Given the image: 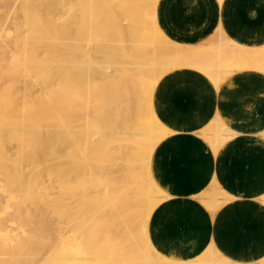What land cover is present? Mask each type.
<instances>
[{
  "label": "bare ground",
  "instance_id": "obj_1",
  "mask_svg": "<svg viewBox=\"0 0 264 264\" xmlns=\"http://www.w3.org/2000/svg\"><path fill=\"white\" fill-rule=\"evenodd\" d=\"M40 1H42V3H41L42 6L40 5L42 7V10L45 9V10L49 11V13L47 15H41V13H40L41 8H39L40 10L36 9L35 7L29 8V5L27 3H24V5L22 7L23 14L26 17V21L30 25V28H32V29L27 35H21V33H18V30L15 28V32H16L15 37L16 38H15V44L13 46L14 50H12L13 51L12 53H15V54H14V56L11 55V57L8 56L12 60H10V59L8 60V58L5 57L7 47L2 45V44L0 46V176L2 174V177H3L2 181L4 182L3 183L1 181L4 184V186L2 185L3 188L1 187L0 191L4 194L7 193V196L6 195L3 197L0 196V205H3V202L5 200L10 201L11 197H14L13 199H15V200L14 201L11 200L12 202L10 201V207L14 206V204H12V203H14L16 201V199L19 198V197L17 198V193H18L17 191H19L21 188H23L22 190L24 191V187H25V189H26L25 192H22V190H21L22 193L21 192L20 193L23 195L28 194L29 203H27L23 208L17 209V214H19L21 216L24 214L26 216L25 222L32 224L34 222L33 218H42L45 216L54 215V214L58 213V214L64 215V216H62V218L65 217L64 222H66L67 220H69L70 222L73 221L74 222L73 225H77L78 230H80V228L82 227L83 233H77L76 231H72V233L69 237H67V236H60L59 237L58 234H55V237H56L55 248L49 253L50 249H48L46 251L43 250V247L45 246V244H47V242H44L42 239L36 240L34 243L29 244L27 239H29L30 235H28L25 238H22L21 234L16 233V235L13 237L14 233L10 232V234L12 233V236L9 235V233H8V234L0 237V264H1V262L5 261V259H6L5 263L7 262L8 259H11V263L13 262L12 264H20L17 261L19 254L20 255L22 254V256L24 255V257L19 256L20 257L19 260H21V258H24V259H26L25 261H33L36 264H38L43 259H46V261L48 262L47 264H103V263H106V264H121V263H125V264H262L259 262L254 263L253 261H246V260H228V259L222 257L214 249L215 247L209 248V249L207 248V250L205 252L199 254L198 257H196V258L192 257L191 259L189 258V259L184 260V261L172 259L169 256H167L166 254L159 253L151 242L149 231H148V223H149V219H150V216H151L153 210L159 205V203L166 196H163L164 194L162 192H160L161 193L160 197H158L157 195H155V196H157L156 198H154L155 196L147 197L146 196L147 193H146V195H143V194H141V192L140 193L138 192L133 181L130 182V184L133 183L134 188H136V192L133 193V191H131V193H129L130 189H129V191H126L124 189L125 190V192H124L123 191V183L124 182L126 183V179H129L128 177H130V176H132V174H134V172L130 171L131 169H133L132 165L129 163L130 159H126L128 156H130V153H132V152L137 153V150H138V153L140 151L143 152V151L148 150L150 152V155H151V152L155 149L157 144L160 142V141H158L159 138H161L162 135L167 136L168 134H170V132L166 131L162 127L160 122L158 121L156 114H155V111H154V107H153V94H154L156 85L164 75H166L170 72H173L175 70L181 69V68L197 69V70L201 71L203 74H205L207 77L212 79V82L215 86V89L217 90V89H219L221 82L226 78L227 75L231 74L234 71H238L240 69H244L247 67L243 64L242 66H244V68H240L242 66H239V63L241 65L242 61H244V60L246 61L247 58L249 59L251 57H254L255 54H253V53H255V52H260V54H264V47L259 48V49H252V48L243 47L239 44H235L232 46L230 43L227 44V41L229 42V40L226 38L224 32L221 29L216 30V31H214L212 37L210 38V40H212L215 43L214 44L215 50L213 52V55L211 56V58L213 57V61L208 66V65H205V62H206L205 60H202L203 62L205 61L204 64H203V62L201 63L199 61L200 58L203 56V54H206L205 53L206 50L201 49V48L197 49L195 47H187V46H182V45L176 44V43L172 42L171 40H169L168 38H166L161 33V31L159 30V27L157 26V23L155 21V5H156L158 0H102V1L100 0V2H101L100 10L102 12L101 14H104V16H105V17L103 16L104 18H101L100 14H99V16H100V18H99L97 12L94 13L95 9H97V8L94 9V6L97 5V2H99L98 0H85V2L87 1V7L85 6L86 7L85 9H87V10L90 9L91 13H90V10H89V12H87V10H86V12L88 14L89 13L90 14L88 16V19H89L88 23L85 21L86 18H83V20H82L84 23L85 22L87 23V24H85V27L79 26V24L80 25L83 24L82 21L80 23L77 22L80 30H78L79 29V28L77 29L78 26L75 25V23H76L74 21L75 18L73 19L70 16L69 17H65L66 15H63L64 17L59 16L57 19H55V21L52 20L53 23H49V24L46 23V21L44 20V18L48 17V15L51 12H54L55 10H58L60 8L65 7L64 6L65 4H67V7H68L69 3L65 2L64 0H40ZM95 1H96V3H95ZM218 1L221 2V0H218ZM85 2H81V3L83 4ZM89 5H90V8H89ZM83 10H84V8H83ZM105 14H107V15H105ZM170 15H171V13H170ZM83 16H81V17H83ZM78 18H80L79 15H78ZM102 19H104V20H102ZM80 20L81 19H79V21ZM105 20L107 21V23L109 20L108 26L110 28H108V29L110 31L107 28H106V31L108 30V32H110V33L107 32V34H106L105 33L106 31L102 32V33L105 35V37L108 34H110L109 37L107 36L105 39H107V38L113 39L117 43L116 45L120 48H118V47L114 48L115 50L117 49L116 51H112L114 49H110V51H108V48H109L108 45L109 46L111 45V47H112L115 45V42L113 43V41L111 42L109 40L108 41L106 40L107 43L110 42L109 44H107L104 37H103L104 36L103 34H102L103 36L101 37V32H100V35L98 34L96 36L100 37L101 40L100 39L99 40L101 41V43L103 42L102 39H104L105 44L102 43L101 45H99L100 43L98 44L97 39H94L96 37V36H94L95 32L97 30H99L101 24ZM106 21L104 22L105 24H106ZM148 24L152 25L151 27L153 29V32L156 34V36H158L161 40H163V41L159 42L158 45H156L155 47L153 46V48L151 50L145 48L147 44L142 45L144 43L143 39L139 38V36L137 34H135V33H137L136 30L141 31L142 34H145L146 27H147V29L149 27ZM102 27H104L103 29H105V27H107V26L102 25ZM111 28H112V32L113 31L115 32V30H116L115 33L113 32L112 38H110L112 36L111 35V33H112ZM113 28H114V30H113ZM76 29L78 32L77 34L75 31ZM103 29H102V31H103ZM124 29L126 31H131L130 33H127L125 31L127 33V37L126 36L124 37V35H123ZM100 30H101V28H100ZM149 30H150V27H149ZM146 31H148V30H146ZM97 33H98V31H97ZM116 33L119 36L122 35V37H120L121 39H119V37ZM74 34H76V36L80 40L77 37H75ZM114 34H115V36H114ZM149 35H150V33H149ZM74 37L77 38V40L74 39ZM148 38H151V37L148 36ZM154 38H155V36L153 37V39ZM195 38H196V36H195ZM116 39H119L118 41H120V42H117ZM193 39H194V37H193ZM121 40H122V42H121ZM148 41H149V39H148ZM62 42L67 44L64 46H67L65 52L67 51L68 57H70L69 55L72 53L73 49L75 50V48H77V50L79 52V56L81 57V62L78 63V65H77V66H79L78 69H80V71H81L80 72L81 75H79V76H81V79L78 80L79 81L78 85H70V88H71L70 93H72V95H74L75 93L77 94V92H80L78 95V98H77L78 102H75V104H77V106H79V108L83 107L85 109L84 110L81 109L82 111H84V112H82V114H81V111L79 110V108H76V106H75V108H76V110L78 109V111H76L74 109H71V110H74V114H77V113H75V111L78 113L80 111V114L82 115V117H80L79 120H82V121L84 120V122L87 120L86 121L87 122V124H86L87 128L90 127L88 132L90 131V129H92V128L94 129L93 125H88V123L90 124V122H92V119H93L92 118L93 115H91L92 119H90L89 111L91 112L93 110V113H96V111H98L99 109L95 110L93 107V109L88 110L90 108H88V109L86 108L87 98H91L89 96V94L93 93V92H91L92 90L96 91L95 89L98 87L102 88L105 85H107V86L110 85L112 88L114 86H117L114 89V92H116V90H118V88H119L120 93L119 92L118 93L116 92V93L122 94L121 96L123 97L122 98L123 102L125 103V101H126L125 104L127 106L125 104L124 105H125V108L127 110H129V111L132 109L140 110L141 108H143L144 110L142 109L141 111H145V112H143V113H145V115H146V112H148L146 117L149 115V119L147 118L148 119L147 121H145V118L143 119L145 122H143L142 120L139 121V122L143 123L140 126V130L143 132H141L140 130H137V132L139 131L137 133L136 130H134V131L129 130L130 132H132L130 134V132H127L128 129L125 130L123 127H121L122 128L121 131L127 132V135H133L134 136L136 134H143V135L145 134L146 138H147V135H148V138L150 136L156 138V140L154 139V141L151 143V145H148V143H147L148 146L144 145L143 147H141V146H139V144H137L139 146V147L136 146L137 149H136V147H134V148H131L129 150H127V149L124 150L123 146L120 145L121 147H119L118 150L120 152L122 151L124 154V156H123V158H121V160L122 159L123 160L125 159V160L120 161L119 163H117L116 165H113V166H112V164L114 162H112V164L110 163L111 165H110V167H108V169L105 167H107L109 165L106 164V166H105V164L103 163L105 166L104 167L103 165L100 164L101 167L103 166L105 169H107V172H106V174H104L103 172L100 171L102 169L99 168L98 173L100 175H101V173L104 175L100 176L97 173L98 176H100V177H97V174H96L94 176V178L96 177L95 181H92V180L88 181L87 180L88 179V173H89L88 169L90 170V169H93L96 167V166L93 167L92 165H90L89 162L91 163V161H93L95 163V161H96L95 164H97V160H94L93 158L94 157L97 158L99 155L97 156V153H96V156H95V154L93 152H91L94 155V157L92 158V154L90 153V151L93 150L92 149V147H94L93 143H96V141H94V142L92 141V139L94 137L92 139H90V138H88V135L86 136V134L88 133L86 131V128L84 129L86 134L84 133L85 136L83 135L85 138V142H84V140L82 142L85 144V151H86V149L88 150L86 153L88 157H84L85 158L84 160L81 159L82 160L81 162H83L82 165L78 166L75 164V166H76L75 168H74V166L71 167V165H69L70 163L69 164L67 163V167L70 166L69 170L63 164L64 167L67 169V172H69L68 174L65 171L64 167H63L64 170L62 171L61 166L58 164L53 166V167H49V166H45V168L43 167V161H45V163H47L46 162L47 160L48 161L51 160V159L50 160L48 159V153H49L48 150L44 151L43 148L45 145H47V144L50 145L53 143V141L55 139L53 135L50 134L49 139H46L47 141L46 140L42 141V139L39 136H37L34 139H30V140L27 137L28 136L27 134H29V132L34 131V128L36 127V125L38 123L45 122V121H51L52 117L57 116L58 111H60L62 109L64 110V108H70L73 105L72 103H74L73 101L75 100V97L73 96L74 97L73 101H72L73 98L69 99V97H71L72 95L65 92L66 86L59 82V80H61L62 76H63L62 72H64V71H62V69H63L62 66H64V65L68 66L72 62L63 63L62 60H60L59 58L56 57L57 60L59 59L62 62V64H64V65H62L58 61L57 62L59 64L57 62L55 63L54 59H53L52 61L56 64V66L50 67L52 64L51 62L48 61V63H45L47 61H44V60L40 61L41 59L39 60V57L49 59V57L54 52L56 53V54H54V56H58V57H61L63 55L65 56V54H62V52H63ZM188 42H190V41H188ZM57 43H59V44L57 45ZM120 43L123 45L122 48H121L122 45ZM210 43L211 42H209V44ZM119 44H120V46H119ZM56 45L59 48V50L56 49V47H55ZM139 46L140 47L142 46L141 48H144L145 51H144V49L139 48ZM52 47H53V52H50V48H52ZM204 47H202V48H204ZM118 49H120V50H118ZM139 49H140V51L141 50L144 51V52L141 51V52H143V54L141 53L142 56L144 54H146V56H148L147 62H146V60L141 61V58H139L140 54H136L139 51ZM117 51H119V53L121 52L120 53L121 57L118 56V54H115ZM75 53H77V52H75ZM134 53L139 56V57L137 56L136 59H140V61L136 60L134 58L131 59L132 56H134ZM130 54H132V55L130 56ZM7 55H9V54H7ZM73 56H74V54H73ZM77 56H78V53H77ZM4 57H5V60H3ZM244 57L246 59H243ZM204 58L205 57L203 56V59ZM263 58H264V55H263ZM6 59L9 62L6 61ZM66 59L68 60V58H66ZM69 60H71V59L69 58ZM133 60H135L136 63H135V61L133 63ZM64 62H65V60H64ZM74 62H76V61L74 60ZM74 62L71 64V66H68V67L71 68L73 66V69L74 68L76 69L77 66H76V64L74 65ZM142 62H144V63L146 62V63L142 64ZM252 62L254 63V61H252ZM255 62H256V60H255ZM242 63H244V62H242ZM253 63L248 62V64H253ZM258 63H260V62H258ZM254 64L252 65V68H253V66H256ZM256 64H257V62H256ZM249 67L250 66H248V68ZM144 68H146V70L148 71V72L145 71V73H144V74H146V72L148 73L145 75V76H148L147 78H145V76H144L145 80L140 79L138 76V75H140L139 74L140 71ZM147 68H149V69H147ZM256 70H257V67H256ZM77 71H79V70H77ZM70 72H69V74H70ZM13 73L17 74V75L15 74L16 77L9 76ZM76 73L78 75V72H76ZM65 74H64V76L67 77L68 74L67 75H65ZM72 75H73V73H72ZM72 75H70V76H72ZM31 79H34L32 83H34L35 80L37 79V83H39V85L42 87L41 88L42 90H40V88H39L40 86L38 85V87H37L35 84L36 82L34 83L35 85L31 83V86L34 85V88L32 87L33 89L38 88L37 92H39V90H40L41 94L38 96L35 95V93H37V92H35L33 97H31L32 95L30 94V92H32V91H30V89L28 90L27 86L25 85V84H27V82H29V81L31 82L32 81ZM53 79L55 81H53ZM51 80L53 82L52 85H54V83H55V86H53V87H55L56 90H54L55 88L51 87ZM74 80H75V78H74ZM65 81H67V79ZM61 82H62V80H61ZM70 82H71V79H70ZM72 82H75V81H72ZM99 82L101 84H103L102 87L100 86V84L98 87H96V85H98ZM18 83H21V85H22V86L20 85L22 88H20L21 91L19 94H21V92L24 93L21 96L22 98L19 97L20 98L19 100L21 102H20V105L19 104L18 105L20 106V108H17L18 105H16V106L10 105L11 103H9V101H7L10 99L12 100L11 97L14 95L13 94L14 92H10L11 93L10 94V93H8L9 91H11V90L15 91V96H16V90L19 88ZM65 84L67 85V82H65ZM69 84H71V83H69ZM112 88L109 87L108 89L112 90ZM84 89H85V91H87L86 94H85ZM67 90L69 91V89H67ZM81 90L84 91V93L83 92L81 93ZM18 91H19V89H18ZM103 91H104V88H103ZM26 92H28V94ZM106 92H108L109 94H112V95L116 94L114 92L110 93L109 91H105L104 94ZM25 93L27 95H25ZM98 93H95L94 95H96ZM80 94H82V95H80ZM106 94L103 95V92L101 93L100 96L103 95V99L101 98L102 100H101V103H99V105L100 104H102V106L104 105L102 101L104 100V96H106L105 101L107 102L108 105L112 100H113V103L115 104L112 106V103H111V105H109V106L114 108V109H111L108 106L111 109V110L110 109L109 110L111 112H113V111L115 112V109L117 107L116 103H119L118 106L119 105L121 106V102H119L121 100V96L119 97L120 100L116 102L114 100L115 99L117 100L118 96H112V95H109V94L106 95ZM17 95H18V93H17ZM15 96H13V97H15ZM34 96H37V97H34ZM109 96H112L114 98L116 97V98L115 99L113 98L112 100H110V98H108ZM66 97H68V99ZM97 97H98V95H96V98H94V96H92V98H91L92 100L90 102L91 103L93 101L95 102L97 100ZM107 98L109 100H107ZM15 100H16V102L18 101L16 98H15ZM88 101H89V99H88ZM16 102H15V104H16ZM90 102H87L88 104H90L88 106H91ZM140 104H143V107L140 108ZM93 106H95V105H93ZM144 106H147L146 110H145ZM105 109H106V107H105ZM24 110L26 113L28 111L29 115L34 116L33 119L35 120V122L32 124L31 128H29L30 125L27 122L26 123L29 125V127L26 126L27 129L24 127V125L26 123L25 124L22 123L24 121L23 116L25 115ZM68 110H70V109H68ZM102 110H103V108H102ZM102 110H99L98 112H100V111L102 112ZM104 110L102 113H104L105 111L109 112V110H107V109L105 111ZM120 110H121V108H120ZM129 111L127 112L128 114H126V112L125 113L123 112L124 119H126L125 114H126V117L128 116L127 118H129V119H130V117H132V116L129 117V115H130ZM67 112H69V111H67ZM101 112H100V114L102 115ZM108 112H106V113H108ZM219 113H221V109L218 110L216 116L214 117V120L212 122L210 121L213 124L212 128H210L211 127L210 126L206 129L202 130L201 132L197 133L207 143V145L211 149L213 155H215L216 152L222 146L226 150L230 149V150L234 151L233 154L236 155L237 153L241 152V149L244 146L249 145L250 142H255V141H257L258 138H260L261 140L263 139L262 141H264V131L263 132L262 131L247 132V131L242 130V128H240V126L237 128H234V127H231L225 123H224L225 125L220 126V122L223 121V119L221 116H219ZM97 114H99V113H97ZM100 114L98 115V117L100 116ZM111 114L112 113H110V115ZM116 114H117V112H116ZM137 114H138V112L135 113L136 116L134 118H136V120L133 118V121L138 120ZM26 116L28 117L27 114H26ZM69 116H70V114H69ZM76 116L77 115L73 116L72 118L75 117L78 119V117H76ZM103 116L104 115H102V117ZM115 116H114V119H115ZM57 117H59V116H57ZM106 117L107 116L105 115L104 118H106ZM138 117L140 118V115ZM95 118H97V117H95ZM116 118H117V116H116ZM142 118L143 117L141 116L140 119H142ZM33 119H31V120H33ZM77 119H75V120H77ZM97 119L99 120V123H98L99 126L97 123H95V124H97V125H95L96 127L94 130L96 134L98 132V130H96V129H99L100 126L103 125V123H106V125L104 124L103 127L101 126V128L104 130L106 129L104 127L108 128V125H107L108 122L103 121V119H102V121L99 118H97ZM97 119H94V121L96 122ZM61 120L65 121L64 117H63V119L61 118ZM75 120L74 121L70 120L69 124H70V122L74 123ZM89 120H91V121L89 122ZM252 120L258 126H260V127L264 126V109L263 108L258 109L255 112V114L252 116ZM133 121H131V122H133ZM58 122H60V121H58ZM110 122H112V121H110ZM56 123H57V121H56ZM62 123L65 124L64 122H62ZM79 123H81V122H79ZM113 123H114V121H113ZM123 123H125V121ZM123 123H121V124H123ZM126 123L130 124V123H128V121H126ZM53 124H54V122H53ZM63 124H62V128L58 127L57 129L60 128L61 131H62V129L63 130L66 129V131L71 129V126L69 124H66L64 126H63ZM75 124L78 125L77 122H75ZM127 124L126 125L124 124L125 125L124 127H128L129 125H127ZM55 125L56 124H54V128L56 127ZM59 126H61V124ZM114 126L116 127V125H114ZM138 126L139 125H137V127ZM74 127L75 128H73V127L72 128L75 129V131H76L78 128H76L75 125H74ZM77 127H79V126H77ZM110 127L113 128V125ZM54 128H52V129H54ZM81 128L82 127H80L79 130H77V131L81 132L82 131ZM112 128H110V131L108 130L109 128L107 129L108 133H110V134H107L105 136L102 135V134H104V130H102L103 131L102 134H101V132L100 133L98 132V134H101L102 136H104V138L106 140H109L111 142V140H113V138H115L114 137L115 134L122 133L121 131H119V132L114 131V129H112ZM129 128H133V126H129ZM93 129H92V131H93ZM57 131H59V130H56V132ZM92 131H90L91 134H92ZM106 132L107 131L105 130V133ZM189 132H190V130H189ZM47 133L49 134V132H47ZM53 133H54V131H53ZM133 133H135V134H133ZM72 134L74 135V133H72ZM58 135H59V132H58ZM64 135H66L65 131H64ZM73 135H72V137H71V134L69 136L71 138H73ZM76 135H77V132L75 133L74 136H76ZM78 136L79 135H77V137ZM83 136H81V138ZM89 136H92V135H89ZM102 136H100V137H102ZM124 136H126V135H124ZM158 136H160V137H158ZM100 137L98 138L99 141H100ZM117 137L119 138V136H117ZM174 137L179 139V140L183 138L182 135H175ZM120 138L122 140L123 137H120ZM129 138H132V136H130ZM139 138H141L140 135H139ZM146 138H144V139H146ZM56 139H57V137H56ZM61 139H62V137H59L60 142H62V140H63V143L66 142V139H67V141L69 140V142L71 140L69 137H67V135L62 140ZM76 139L71 140L72 143H70V144L65 143V146L62 144V146H64L65 148L67 146V148H68V149H63L64 152H62V154H65L67 151L72 150V148L77 143ZM149 139H151V138H149ZM101 140H102V138H101ZM73 141L75 143H73ZM124 141H125V139H124ZM126 141H125V143H126ZM134 141L136 142L135 139H134ZM151 141H152V139H151ZM11 142H13V144ZM82 142L80 139L79 143H81V145L79 144L75 148V150H78V148H79L81 153H83V151H84V149H83L84 144L82 145ZM110 142H108V143H110ZM115 142H116V140H115ZM6 143L8 144V146L9 145L11 146L10 149H12V146H14L13 152H10L11 151L10 149H5V151L9 150V155H7V156L5 155L7 151L5 152V154H3V150H2V149H4L3 146L5 148H8ZM108 143L107 144L103 143L102 145H104V148H103V146H99L100 149L101 148L105 149L106 148L105 145H108ZM5 144L7 147L5 146ZM111 144H112V142L109 144V146ZM70 145L72 146V148ZM116 145L118 146V144H116ZM126 145H128V143ZM79 146L82 148H80ZM50 147L52 149V146H50ZM60 147H61V145H59V149H60ZM245 148H248V147H245ZM51 149H50V151H51ZM60 150H62V149H60ZM65 150H66V152H65ZM109 150H111V149H109ZM115 150H116V148H115ZM58 152H59V154H61L60 153L61 151H58ZM80 152L78 153L79 156L81 154ZM107 152L109 153V151H107ZM111 152H112V150L110 151V153ZM149 152H145V153H149ZM73 153H76V155H78L77 151L76 152L74 151ZM89 153L91 155L90 158H92L93 160H90L88 162ZM68 154H70V153L68 152ZM52 155H53V153H52ZM143 155L145 156L144 153H143ZM113 156H112V158H114ZM102 157H108L109 159H111L110 162L112 161V158H110L109 155L107 156V155L103 154ZM215 157L216 156H214V158ZM59 158H61L60 155H59ZM59 158H57V161ZM74 158H77V157L75 156ZM99 158H101V157H99ZM131 158L133 159V157H131ZM77 159L78 160H75L76 163L79 162L77 164H80L81 163L79 161L80 159L79 158H77ZM136 159H138V158H136ZM144 159H146V158H144ZM66 160L67 159H63V161H66ZM68 160L70 161V159H68ZM115 160H116V155H115ZM213 160L214 159H212L210 162H208L205 166H210L212 164ZM218 160L219 159H216L215 161H218ZM60 161H61V159H60ZM72 161H74V159ZM75 161L72 163V165L75 163ZM132 161L134 162V160H132ZM16 162H20L21 168H23V169L24 168H30L31 173H32V170H34V169H36L40 172L41 170L38 166L42 165V167H43L42 170H44L45 173L43 171V173H41V174L39 173V174L41 176L42 175L44 176V174H47L48 181L50 178V182H51V176H52V179L53 178L55 179L56 185L58 186V184L60 183L59 186L61 188H63V186H65V187L68 186L67 185L68 183H65V180L64 181L62 180L63 172H64V175H66V180L68 182V180H71L72 175L70 176V174H72L73 171L75 173V170H76V173H78L80 170H82V169L78 170L79 167H81V168H83V171H80L79 174L81 175L83 172V174H85L84 177H86V178H83V176H81L84 179V181H83V180H80V178L78 176H76L80 180L79 182L77 181L78 184L80 185V187L78 184H76L77 182L76 183L73 182L75 184V187L78 186V188L80 190V193L78 192L79 196L76 193L77 190H73L74 187H73V189L71 188L72 186H70V188L66 187L68 189V191L66 189V191L63 192V191H60L61 190L60 187L58 189V187L54 184V188L50 187V190L52 188L56 189V191H54V192L57 193V189H58V192H61V193H57V194L55 193L56 196L53 195V197H49L52 201V204L50 202L51 205H47V204H49V202H48L49 200H47V204H45L46 203L45 201H46V199H49L48 195L51 194L52 191L47 192L49 189V185H47V183L48 184H50V183L46 182V181H45L46 183H44L43 180H45L46 177H43L44 178L43 180H41L42 178L38 179L41 176L38 174V172L36 173V171H35V174L33 173L35 176L34 180H31V179H29V177H27L28 173H26V175H25L26 177L20 176V174H19L20 171H19V173H17L16 172L17 169H13L14 164ZM93 162H92V164H93ZM138 162L140 163V161H138ZM146 162L149 165L150 160L148 162V159H147ZM53 163H55V162H53ZM98 163H99V161H98ZM143 164L144 163L142 161V165ZM89 165L92 166V168ZM133 165H135V164H133ZM98 166L99 165L97 164L96 169H98ZM150 167H151V164H150ZM150 167L147 166L145 168H148L147 169V171H148ZM139 168H141V167L139 166ZM18 169H20V168H18ZM23 169H22V172H23ZM94 171L96 172L98 170H94ZM94 171H93V173L95 174ZM133 171H135V169ZM142 172H144V171H142ZM145 172H146V170H145ZM139 173L141 174V172H139ZM148 173H149L148 179L145 177L144 178L147 179L148 182L152 183L153 182V180H152L153 176H152L151 170H149ZM86 174H87V176H86ZM94 174H92V173L90 174L92 176L91 178H93ZM138 174L137 175L135 174L134 177L135 178L138 177ZM21 175H23V174H21ZM67 175L69 176V178L67 177ZM90 175H89V177H90ZM108 176H111L110 178H112V179H113V176L114 177L118 176V179H120V180H118V185L117 186L115 185V186L119 187V185H120L121 187L120 188L115 187L114 190H112V189H109V188H111V185H110V187L107 186V188H106V185H105V183H107L106 181L103 183L105 186L104 187L102 184V181L104 180V178L107 179ZM31 177H32V175H31ZM73 177L75 178V176H73ZM124 179H125V181H123ZM53 180H52V182H53ZM85 180H86V182H85ZM115 180L117 181V179H115ZM135 180L138 181L137 179H135ZM57 181H60V182L57 183ZM71 181H69V183H72ZM111 181H113V180H111ZM116 181H115V183H116ZM55 182H53V183H55ZM144 182L146 183V181H144ZM217 182H218L217 180H215V179L213 180V184L209 188L211 191H215L218 188L219 183H217ZM125 183H124V187L126 186ZM126 184H128V183H126ZM50 185L53 186V184H50ZM149 185H151V184H149ZM129 186L131 188V185H129ZM152 186L154 188H156V186L153 183H152L151 187ZM55 187H57V188H55ZM142 187L143 186H141L138 189L141 191ZM148 187L149 186L147 185V188L146 187L145 188L148 190ZM99 189H102V192ZM99 191L101 192L102 195H100ZM12 192H14L16 195ZM54 192H53V194H54ZM43 193L47 194L46 199H45V197L42 198V196H44V195H42ZM204 193L206 194V192H204ZM64 194H65V196H64ZM74 194H76L78 196L77 199H76V196L75 197L73 196L72 199L71 198L69 199V201L67 199L65 201L64 198H66V197L69 198L70 195H74ZM140 194L143 196L140 197ZM50 196H52V194ZM144 196H146L147 198H145ZM204 196L205 197H201L200 200H202V198L207 199L206 198V197H208L207 194ZM115 197H117V199H118V203H117L118 205L115 204L117 207H114L115 206L113 203V202H115V200H114L112 202V205H111V210L113 208H116V210L119 214L118 215H117V213L114 214L113 212L116 210L113 209L111 214H109V215L114 214L117 216V218H118V216H120L121 221L123 220L122 222L124 224V223H127L126 221H128V218H126V217L132 215V214H130L129 209H130V211L131 210H136L135 212L138 211V215H139L138 218L140 217L139 218L140 219L139 226L132 227V233H134L133 236L135 239L139 238L138 236L140 235L141 240L137 239V240H139V242H138L137 240L134 239L135 242H133L132 245L128 244L126 240L128 238L131 239V236H132V234H131L130 237H127L125 239V242L121 241V240H123V238L120 239V241H118L119 240L118 237L121 238V236H122L121 232H123V230L119 231L118 228L116 229L114 226L113 230L114 229L115 230L110 231L107 228L108 225H106L105 230L106 231L108 230L107 231L108 232L107 237H109V239H112V238L114 239V242L109 240L110 242H112V244H110V242H106V246L108 244L111 247H112V245L115 247H112L110 250H109V248H110L109 247L107 250H105L106 246H105L104 242L107 239V237L104 238V241L99 242L100 245H104L103 246L104 249H103L99 246V244H97L95 242L98 239V234L100 232H98V234H97V239L95 237L96 240H91L93 232H96V231H95V229L93 230V227L91 229L90 226L93 225L97 216H99L100 218L106 217L104 214H107V213H105L106 209L108 211V209L110 208V206H109L110 201H111L110 198L113 199ZM216 197H218V196L212 195L211 201L208 199V201L204 202V205L208 206L209 208H212L213 203L217 202V201H215ZM220 197L223 198L224 196H220ZM44 199H45V201H43ZM104 199H106L107 202H105ZM223 199L225 200V198H223ZM100 200H102V201L104 200V203H109L107 205V207H109V208H107L102 203L103 206L106 208L103 211L100 210V209L104 208V207H102ZM7 201L5 202L6 206L3 205L1 207V209H0L1 213L6 212L8 209H13L12 207L11 208L9 207V204H7V203H9V201L8 202ZM135 201H138V203H136ZM262 201L264 202V199H262ZM223 202H221V203H223ZM225 202H227V201H225ZM125 203H127V205H125ZM123 204H124V206L122 207ZM129 204H132L131 208L128 207ZM230 205H232V204H230ZM7 206H8V208H7ZM118 206H119V208H118ZM125 206H126V208H125ZM49 213H51V214H49ZM97 213H98V215H97ZM114 215H112V216H114ZM130 217H132V216H130ZM230 219H232V218H230ZM107 220L109 221V219H107ZM107 220H106V222H108ZM113 220H115V219H113ZM102 221H103V219L101 220V222ZM110 221H111V219H110ZM110 221L108 223H110ZM129 221H130V218H129ZM131 221H132V219H131ZM96 222H97V219H96ZM113 223H114V225H116V227H117V225L120 224V223L114 222V221H113ZM39 224H40L39 227L45 229V232H47V231L53 232V229L49 223L40 220ZM69 224H71V223H69ZM111 225H110L109 229L112 228ZM98 226L101 227V225H98ZM89 227L91 230H93V232L91 231V233L89 232L87 234H84V232H87V229ZM100 227H98V228L100 229ZM119 227H120V225H119ZM70 228L72 229L74 227H70ZM77 229L74 228V230H77ZM85 229H86V231H84ZM126 229L129 230V228H126ZM115 231H119L120 234L118 233V236H117V232L114 233ZM129 231H131V230H129ZM105 232L99 234L100 241L103 240L101 234H104V236H105ZM125 233H127V231ZM94 234L96 235V233H94ZM108 234H111V236H108ZM112 234H113V236L115 234V236L113 237ZM178 236H181V234H178ZM30 237H32V236H30ZM122 237H125V236H122ZM116 238H117V240H115ZM129 239H128V242L130 241ZM116 241H118L120 245L123 244L124 247L126 246L125 243H127V245H131V246H130V248L125 249L123 247V245H121L122 248L125 249V250H123L121 247H118L119 244L116 245V243H117ZM120 242H122V243H120ZM130 242H132V241H130ZM211 246H213V245H211ZM116 248H117V251H116ZM145 248H146V251H147V248L149 249V251L146 252ZM123 254H125L126 256L128 255L127 256L128 258H125V255H123ZM51 255H52V258L50 261ZM121 255H123L124 258H120L119 256H121ZM15 257H17L16 260H15ZM13 258H14V261H12Z\"/></svg>",
  "mask_w": 264,
  "mask_h": 264
},
{
  "label": "crops",
  "instance_id": "obj_2",
  "mask_svg": "<svg viewBox=\"0 0 264 264\" xmlns=\"http://www.w3.org/2000/svg\"><path fill=\"white\" fill-rule=\"evenodd\" d=\"M207 3L158 0L155 10L157 26L163 28L167 34L165 37L176 44L202 41L205 35L194 27L205 18L203 4ZM210 4L218 7L208 34L210 38L214 31L221 29L229 41H244L246 48L264 47V0H212ZM181 69L185 70L164 75L166 77L159 81L160 89L153 95L156 117L170 134L157 144L151 158L153 179L166 196L149 219L151 242L159 253L182 261L215 247L233 260L262 262L263 139L250 142L236 155L223 146L213 155L197 133L211 125L219 109V116L228 125L240 126L247 132H263L264 126L253 124L252 116L258 109H264V72L240 69L238 71L243 72L216 90L212 80L201 71ZM189 89L192 94H186ZM175 135L183 138L179 140ZM212 159L211 167L205 166ZM184 169L186 172L181 174ZM207 173L209 183L201 185L200 176H209ZM214 179L219 185L211 191L209 188ZM204 192L211 197L215 194L224 196L225 200L221 197L224 202L216 213H210L197 201L205 197Z\"/></svg>",
  "mask_w": 264,
  "mask_h": 264
},
{
  "label": "rangeland",
  "instance_id": "obj_3",
  "mask_svg": "<svg viewBox=\"0 0 264 264\" xmlns=\"http://www.w3.org/2000/svg\"><path fill=\"white\" fill-rule=\"evenodd\" d=\"M65 2H67V3H69V6L67 7V4H65L64 6L65 7H63V8H60V9H58V10H55L54 12H51L49 15H48V17H46V18H44V20L46 21V23H53V21H55V19H57L59 16L61 17V16H63V15H66L65 17H72L73 19H74V21L76 22L75 23V25H77L78 26V24H77V22L78 23H80L82 20H83V18H86L85 19V21L88 23L89 22V19H88V16H89V14L91 13V10H90V13L88 14L87 12H89V10H87V9H85L86 7H87V1L85 2V0H64ZM99 2H97V5L96 6H94V9L95 8H97V9H95V11H94V13H96L97 12V14H98V16H99V14H100V16H101V18H104L105 16H104V14H101L102 12H101V10H100V8H101V2H100V0H98ZM102 1V0H101ZM212 0H200V2H202V3H209L210 4V2H211ZM252 0H250V2H251ZM81 2H85V3H81ZM158 2V1H157ZM24 3H27L28 5H29V8H32V7H35L36 9H38V10H40L39 8H41V10H40V13H41V15H47L48 13H49V11H47V10H45V9H43L42 10V5H41V3H42V1H40V0H0V46H1V44L2 45H4V46H6L5 48H6V53H5V57L6 58H8V60L10 59V57H11V55L12 56H14V54L15 53H12L13 51L12 50H14V44H15V34H16V32H15V28L18 30V33H21V35H27L30 31H31V29L32 28H30V25L27 23V21H26V17L24 16V14H23V10H22V7H23V5H24ZM94 3V2H93ZM95 3H96V1H95ZM207 3V4H208ZM89 4V3H88ZM206 5V4H203V6L205 7L204 8V19H203V21L200 23V25H198V26H195L194 27V29L196 30V31H198V32H202L205 36H204V40H202V41H199V42H195L194 44H189V45H182V44H179V45H182V46H187V47H195V48H197V49H204V50H206L205 51V53L206 54H203V56L205 57L204 59H203V56L200 58V62L202 63L203 61L202 60H205L204 62H205V65H208L209 66V64H211V62L213 61V57L211 58V56L213 55V52H214V42L212 41V40H210L209 38V36H208V34H209V31L211 30V26H212V24H213V22H214V17H213V15H216L217 14V10H218V7L217 6H211V4L210 5ZM41 5V6H40ZM156 5H157V3H156ZM156 5H155V10H156ZM83 6V7H82ZM86 6V7H85ZM83 8H84V10H83ZM89 8H90V5H89ZM82 10V11H81ZM86 10H87V12H86ZM81 12V13H80ZM100 12V13H99ZM79 13V14H78ZM84 16H83V15ZM78 15H79V17L80 18H78ZM105 15H107V14H105ZM75 16V17H74ZM81 16H83V17H81ZM100 16H99V18H100ZM104 16V17H103ZM64 17V16H63ZM78 18V19H77ZM107 18V17H106ZM105 18V19H106ZM79 19H81L80 21H79ZM53 20V21H52ZM77 20V21H76ZM102 20H104V19H102ZM101 20V21H102ZM107 20V19H106ZM105 20V21H106ZM52 21V22H51ZM105 21H103V23L105 22ZM155 21H156V19H155ZM83 22V21H82ZM84 23L83 22V24H79V26L80 27H85V24H87V23ZM101 24V26H100V28H101V30H100V28H99V30H97L98 31V33H97V31L95 32V34H94V36H96V35H100V32H101V37L104 35L102 32H105L106 31V28L108 29V28H110L108 25V23H109V20H108V23H107V21H106V24L104 23V24ZM102 25L104 26H107V27H105V29H103L104 27H102ZM79 26L77 27V29L79 28ZM111 26V25H110ZM114 26V25H113ZM148 26L150 27V30H149V27H148V29H147V27H146V29H145V34H142V32L141 31H139V30H136L137 31V33H135V34H137L138 36H139V38H141V39H143V41H144V43L142 44L141 42V44L142 45H145V44H147L146 45V47L145 48H147V49H149V50H151L152 48H153V46L155 47L156 45H158V43L159 42H161V41H163V40H161L158 36H156V34L153 32V29H152V25L151 24H148ZM112 27V26H111ZM159 27V30H161L162 32V34L164 35V36H167V34H166V32H165V30L163 29V28H161L160 26H158ZM77 29L75 30L76 31V34L78 33L77 32ZM102 29H103V31H102ZM78 30H80V28L78 29ZM109 30V29H108ZM108 30L105 32L106 34H107V32H108ZM113 30H114V28H113ZM146 30H148V31H146ZM110 31V30H109ZM126 30L124 29V37L126 36L127 37V33H130L131 31H126ZM111 32H112V28H111ZM114 32V31H113ZM113 32L111 33V37L110 38H112L113 37ZM115 32H116V30H115ZM114 32V33H115ZM108 33H110V32H108ZM134 33V32H133ZM149 33H150V35H149ZM76 34H74V36L75 37H77L76 36ZM103 34V35H102ZM117 34V33H116ZM154 34V35H153ZM109 35L110 34H108L107 36L109 37ZM118 35V34H117ZM150 36L151 38H148V36ZM106 36V37H107ZM114 36H115V34H114ZM155 36V38L153 39V37ZM74 37V39H76L77 40V38H75ZM97 37V38H96ZM94 39H97V42H98V44L99 45H101L102 43L103 44H105V42H104V39L106 38L105 37V35L103 36L104 37V39H102L103 40V42L101 43V39H100V37H98V36H96ZM118 37H119V39H121L120 37H122V35L121 36H119L118 35ZM115 38V37H114ZM149 39V41H148V39ZM79 39V38H78ZM100 39V40H99ZM119 39H116L117 40V42H120V41H118ZM140 39V40H141ZM146 39V40H145ZM80 40V39H79ZM113 41V43L115 42L113 39H105V41ZM155 40V41H154ZM96 41V40H95ZM107 41H106V43H107ZM232 41V42H231ZM65 42V41H64ZM64 42H62V44H63V52H62V54H65V56L63 55V56H61V57H58V56H54V54H56L55 52L54 53H52V55L49 57V59L51 60H49L48 58H43V57H39V60L40 61H47V62H45V63H48V61L49 62H51L52 64H51V66L50 67H55L56 66V62L58 61L59 63H61L62 64V62L63 63H70V62H74V60L77 62H74V65L76 64V66L78 65V63H80L81 62V57L79 56V52H78V50H77V48H75V50L73 49V51H72V53L69 55L70 57H68L67 56V51L65 52V50H66V48H67V46H64V45H67L66 43H64ZM121 42H122V40H121ZM207 42V43H206ZM209 42H211L210 44H209ZM233 42H236V43H234L233 44ZM68 43V42H67ZM110 42H108L107 44H109ZM231 44L232 46L233 45H235V44H239V45H241V46H243V47H245V43H244V41H233V40H230L229 42L227 41V44ZM59 43H57V45H58ZM106 44V45H107ZM117 43L115 42V45H116ZM121 44V43H120ZM120 44H119V46H120ZM140 44V45H141ZM57 45L55 46L56 47V49L57 50H59V48L57 47ZM112 46L111 47V45L109 46L108 45V51H110V49H114V48H117L118 46L116 45V46ZM122 45V44H121ZM152 45V46H151ZM203 45V46H202ZM204 47V48H202V47ZM262 46H264V45H262ZM123 47V45L121 46V48ZM142 47V46H141ZM140 46H139V48H141ZM149 47V48H148ZM261 47V46H260ZM118 48H120V47H118ZM141 49H144V48H141ZM39 50V49H38ZM117 50V49H116ZM115 49L114 50H112V51H116ZM118 50H120V49H118ZM213 50V51H212ZM240 50V49H239ZM141 51H143V50H141ZM140 51V49H139V53L137 52L136 54H140V57L138 56V55H136L135 53H134V56H132V58L131 59H136L137 58V56L139 57V58H141V61H145L146 60V62L148 61L147 59H148V56H146V54H144L143 56H142V54H143V52L145 51V49H144V51L143 52H141ZM50 52H53V47L52 48H50ZM75 52H77L78 53V56H77V53H75ZM115 53V52H114ZM121 53V52H120ZM120 53H119V51H117L115 54H118V56H120L121 57V55H120ZM142 53V54H141ZM146 53V52H145ZM7 54H9V55H7ZM73 54H74V56H73ZM133 54V53H132ZM132 54H130V56L132 55ZM253 54H255V56L254 57H251V58H247V62L244 60V61H242V62H244V63H242L241 62V65H240V63H239V66H242L243 64L245 65V66H247L246 67V69H256V67H257V70H259V71H261L262 70V72H264V58H263V55L264 54H260V52H255V53H253ZM252 54V55H253ZM8 56H10V57H8ZM136 56V57H135ZM5 57L3 58V60H5ZM54 57V58H53ZM59 58L60 60H62V62L58 59L57 60V58ZM63 57V58H62ZM65 57V58H64ZM66 58H68V60L66 59ZM69 58L71 59V60H69ZM124 58V57H123ZM146 58V59H145ZM253 58V59H252ZM54 59V62L52 61ZM242 59V58H241ZM243 59H246L245 57L243 58ZM7 59H6V61H8ZM10 60H12V59H10ZM64 60H65V62H64ZM80 60V61H79ZM136 60H139L140 61V59H136ZM239 60V59H238ZM255 60H256V62H257V64H256V62H255ZM67 61V62H66ZM132 61V60H131ZM134 61L135 60H133V63H134ZM252 61H254V63L252 62ZM9 62V61H8ZM57 62V63H58ZM145 62V63H146ZM204 62H203V64H204ZM248 62H250V63H253L254 65H256V66H253V68H252V65L253 64H248ZM258 62H260V63H258ZM58 63V64H59ZM72 63H70V65H68V66H71V64ZM135 63H136V61H135ZM139 63V62H138ZM144 62H142V64H145ZM199 63V62H198ZM54 64V65H53ZM238 64V63H237ZM62 65H64V64H62ZM204 65V66H205ZM68 66H62V68L64 69H62V71H64V72H62V74H63V76H64V74L65 75H67V77L66 76H62V82H61V80H59V82L61 83V84H64L66 87V90H65V92H67L68 94H70V95H72V93H70V91H71V88H70V85H78L79 84V79H81V76H79V75H81L80 74V69H78V67L79 66H77L76 67V71L73 69V66L70 68V67H68ZM248 66H250L249 68H248ZM68 69H67V68ZM71 70H70V69ZM240 68H244V66H242V67H240ZM73 69V70H72ZM147 69H149V68H147ZM188 69V68H187ZM245 69V68H244ZM70 72V74H69V72ZM77 70H79V71H77ZM185 69H181V70H175L174 72H172V73H169V74H167V75H171V74H174V73H178V72H181V71H184ZM192 70H197V69H192ZM66 71V72H65ZM145 71H147L146 70V68H144V69H142L141 71H140V75H138L139 76V78L140 79H143V80H145V78H147L148 76H145L146 74H148L147 72H146V74H144L145 73ZM76 72H78V75H77V73ZM241 72H243V70H241V71H238V72H232L231 74H229V75H227L226 76V78H225V80L224 81H222L221 82V85H220V87L223 85V84H225L228 80H230L232 77H234L236 74H239V73H241ZM72 73H73V75H72ZM15 74L16 73H13V74H11V75H9V76H14V77H16L15 76ZM75 74V75H74ZM17 75V74H16ZM70 75H72L74 78H75V80H74V78L72 77V76H70ZM166 75V76H167ZM144 76H145V78H144ZM166 76H164V77H166ZM77 77V78H76ZM73 78V79H72ZM67 79V81H65ZM70 79H71V82H70ZM7 80V79H6ZM32 81L29 83V82H27V84H25L26 86H27V89L29 90L30 89V91H32V92H30V94L32 95L31 97H33V95H34V93L35 92H37V89L35 88V89H33L34 88V85L36 84V86L38 87V85H39V83H37V79L35 80V84L34 83H32L33 82V80L34 79H31ZM212 80V79H211ZM53 81H55L54 79H53ZM72 81H75V82H72ZM65 82H67V85L65 84ZM31 83L32 84H34L33 86H31ZM52 80H51V87H53V86H55V83H54V85H52ZM69 83H71V84H69ZM99 84H100V86L102 87L103 86V84H101L100 82L98 83V85H96V87H98L99 86ZM18 89H19V91H18V89L16 90V96H15V91H13V90H11V91H9L8 93H10V92H14L13 94V96H15V97H11L12 98V100L10 101V100H7V101H9V103H11L10 105H14V106H16V105H20V98L19 97H21L24 93L23 92H21V94H19L20 93V91H21V89L20 88H22L21 86V83H18ZM21 85V86H20ZM30 87H29V86ZM40 86V85H39ZM61 86V85H60ZM107 85H105L104 87H102V88H96L95 90L96 91H91V92H93L92 94H89V96L92 98V96H94V98H96V95H98V97H97V100L94 102H90L92 99L91 98H87V101H86V108L88 109V108H90V109H88V110H91V109H93V107H94V109L95 110H102V108H103V110L105 109V107H106V109L107 110H109L110 108L111 109H114V108H112V107H110L109 105H111V103H112V106L113 105H115L114 103H113V98L114 97H112V96H118L117 98V100L115 99L114 101H119L120 100V96L122 95V94H117L118 92H119V88H118V90H116V92H114V89L117 87V86H114L113 88L110 86V85H108L107 87H106ZM33 87V88H32ZM106 87V88H105ZM112 88V90L111 89H108V88ZM32 88V89H31ZM40 88V90H42L41 88V86L39 87ZM53 88H55V87H53ZM52 88V89H53ZM103 88H104V91H103ZM67 89H69V91L67 90ZM160 89V82L159 83H157V85H156V88H155V91H154V93L155 92H157L158 90ZM35 90V91H34ZM40 90H39V92H40ZM54 90H56V88L54 89ZM8 91V90H7ZM84 91H85V89H84ZM84 91H82L81 90V93L83 92L84 93ZM105 91H109L110 93H116V94H109L108 92H106L105 94L106 95H112V96H109L108 98H110V100H112L110 103H109V105L107 104V102L105 101V98H106V96H104V100L102 101L103 102V106H102V104H100L99 105V103H101V100L103 99V95H105L104 94V92ZM39 92H37V93H35V95H40L41 94V92L39 93ZM86 92L87 91H85V94H86ZM98 93V94H96V95H94L95 93ZM103 92V95L102 96H100L101 95V93ZM186 92V94H192V90L191 89H189V90H186L185 91ZM17 93H18V95H17ZM27 94H28V92H26ZM25 93V95H27ZM79 93L80 92H77V94L75 93L74 95H72L71 97H69V99L71 98H73L72 99V101L74 100V97H75V100L73 101L74 103H72L73 105L70 107V108H64V110L62 109V110H60V111H58V113H57V116H59V117H57V116H55V117H52L51 118V121H45V122H41V123H38L37 125H36V127L34 128V131H32V132H29V134H27L28 136V138H29V140L30 139H34V138H36L37 136H39L41 139H42V141H45L46 139H49V135L51 134V135H53L54 136V141H53V143L52 144H50V145H45L44 146V148H43V150L45 151V150H48V159L50 160V161H46L47 163H45V161H43V167L45 168V166H49V167H53V166H55V165H60L61 166V170L63 171L64 169H65V171L67 172V169L69 170V168H70V166L69 165H71V167L72 166H74V168L76 167L75 166V164L76 165H82V163L83 162H81L82 160H84L85 158L84 157H88L87 156V149H86V151H85V144L82 142L83 140H84V142H85V138H84V136H85V128H86V131L88 132V130H89V128H87V120L84 122V120L82 121V120H79V118L80 117H82V112H84V111H82L81 109H85V108H83V107H80L79 108V106H77V104H75V102H78V100H77V98H78V95H79ZM120 93V92H119ZM123 93V92H122ZM11 94V93H10ZM80 95H82V94H80ZM84 95V94H83ZM124 95V94H123ZM154 95V94H153ZM37 96H34V97H37ZM74 96V97H73ZM77 96V97H76ZM112 97V98H111ZM202 97H204V95L202 96ZM206 97V96H205ZM15 98L18 100L17 102H16V100H15ZM22 98V97H21ZM67 99H68V97H66ZM65 98V99H66ZM102 98V99H101ZM107 98V100H109ZM123 97L121 96V100L119 101V102H121V106L119 105L118 106V104L119 103H116V105H117V107L119 108H117L116 107V109H115V112L113 111V112H111L110 110H109V112L108 111H105L104 113H102L103 112V110H102V115H104L103 117H102V115L100 114V112H98V111H96V113H93V110L90 112L89 111V115H90V119H92V122H90L91 120H89V122H90V124L88 123V125H93L94 126V129H93V131L95 130V125H97L98 123H99V120L97 119V118H99L101 121H102V119H103V121H106V122H108L107 123V125H108V128L107 127H104V128H106L105 130L107 131L106 133H105V130L104 129H102L101 128V126L103 127V125L105 124L106 125V123H103V125H101L100 126V128L99 129H96V130H98V132L100 133L101 132V134H102V130H104V134H102V135H107V134H110V133H108V130L110 131V128H112V127H110V126H112L113 125V128L112 129H114V131H121L122 130V128L121 127H123L125 130L126 129H128V131L127 132H130L131 130L132 131H134V130H136V132H137V130H140V126L143 124L142 122H139V121H143V122H145V121H147L148 119H149V115L146 117V115H147V113L148 112H146V115H145V113H143V112H145V111H141L143 108H141V107H143V104H140V110H135V109H132V110H127L126 108H125V103H126V101H125V103L123 102V99H122ZM88 99H89V101H88ZM125 99V98H124ZM84 100V99H83ZM98 101V102H97ZM15 102H16V104H15ZM19 102V103H18ZM85 102V101H84ZM87 102H90L91 103V106H88V105H90V104H88ZM14 103V104H13ZM98 104V105H97ZM106 104V105H105ZM125 104V105H124ZM18 105V106H19ZM93 105H95V106H93ZM124 105V106H123ZM17 106V108H20V106L18 107ZM75 106H76V108H79V110L81 111V114H80V111H79V113L78 112H76V111H78V109L76 110V108H75ZM88 106V107H87ZM105 106V107H104ZM110 108H109V107ZM127 106V105H126ZM74 107V108H73ZM102 107V108H101ZM139 107V106H138ZM146 107L147 106H144V108H145V110H146ZM154 107V106H153ZM120 108H121V110H120ZM68 109H70V110H68ZM71 109H74V110H76L75 111V113H77V114H74V110H71ZM66 110V111H65ZM120 110V111H119ZM144 110V109H143ZM27 111V110H26ZM67 111H69V112H67ZM122 111V112H121ZM129 111V117L130 116H132V117H130V119L129 118H127L126 117V114H128L127 112ZM134 111V112H133ZM148 111V110H147ZM65 112V113H64ZM67 112V113H66ZM106 112H108V113H106ZM116 112H117V114H116ZM119 112V113H118ZM123 112L125 113L126 112V114H125V118L127 119H124V116H123ZM131 112V113H130ZM138 112V114H137V121H133V118L136 116L135 115V113H137ZM97 113H99L100 114V116L98 117V115L99 114H97ZM110 113H112L111 115H110ZM122 113V114H121ZM143 113V114H142ZM24 118H23V122L22 123H28L29 125H30V127H29V125L26 123L25 125H24V127L27 129V127H29V128H31L32 127V124L35 122V120L33 119L34 118V116L33 115H29V112L27 111V113L25 112V110H24ZM26 114L28 115V117L26 116ZM65 114V115H64ZM69 114H70V116H69ZM74 114V115H73ZM84 114V113H83ZM114 114V115H113ZM142 114V115H141ZM64 115V116H63ZM75 115H77L76 117H78V119L77 118H72L73 116H75ZM91 115H93V117L91 118ZM105 115L107 116L106 118H104L105 117ZM113 115V116H112ZM117 116V118H116V116ZM122 115V116H121ZM140 115V118H141V116L143 117L142 119H140L138 116ZM26 116V117H25ZM32 116V117H31ZM67 116V117H66ZM114 116H115V119H114ZM63 117H64V119H65V121L64 120H61V118L63 119ZM95 117H97V118H95ZM112 117V118H111ZM123 117V118H122ZM67 118V119H66ZM145 118V121L143 120ZM148 118V119H147ZM27 119V120H26ZM31 119H33V120H31ZM53 119V120H52ZM72 120V121H74L75 119H77V120H75V122H77L78 123V125H76L75 124V122L74 123H72V122H70V124H69V121L70 120ZM74 119V120H73ZM84 119V118H83ZM94 119H97V121L95 122L94 121ZM135 120H136V118H134ZM68 120V121H67ZM112 121V122H110V121ZM33 121V122H32ZM54 122V124H56L55 126V128H54V124H53V122ZM56 121H57V123H56ZM58 121H60V122H58ZM67 121V122H66ZM113 121H114V123H113ZM117 121V122H116ZM125 121V123H123ZM126 121H128V123H130V124H127L126 123ZM131 121H133V122H131ZM31 124H30V123ZM52 122V123H51ZM62 122H64L65 124H63ZM79 122H81V123H79ZM84 122V123H83ZM252 122H253V124H255V122L252 120ZM258 122V121H257ZM72 123V124H71ZM95 123H97V124H95ZM121 123H123V124H121ZM136 123V124H135ZM224 122V120L223 121H221L220 122V126H222V125H225V124H227V123H225ZM61 124V126H59ZM62 124H63V126L64 125H66V124H69L70 126H71V131L70 130H67L66 131V129L65 130H63L62 129V131H61V129L60 128H62ZM76 126V128H78L77 130H79V128L80 127H82L81 129H82V131L80 132V131H75V129H73V128H75L74 127V125ZM81 126H80V125ZM84 124V125H83ZM127 124V125H129V126H133V128H129V126L128 127H124L125 125ZM135 124V125H134ZM83 125V126H82ZM114 125H116V127L114 126ZM122 125V126H121ZM137 125H139L138 127H137ZM27 126V127H26ZM77 126H79V127H77ZM98 126H99V124H98ZM211 126V127H210ZM209 127L210 128H212L213 127V124L211 123V125H210ZM229 126H231V125H229ZM58 127H60L59 129H57ZM73 127V128H72ZM232 127V126H231ZM52 128H54V129H52ZM52 129V130H51ZM80 129V130H81ZM92 129H90V131H92ZM108 129V130H107ZM117 129V130H116ZM123 129V130H124ZM170 129V128H169ZM30 130V129H29ZM28 130V131H29ZM56 130H59V131H57L56 132ZM130 130V131H129ZM53 131H54V133H53ZM64 131H65V133H66V135H67V137H69L71 140H74V139H76L77 140V143L75 144V146L72 148V146H71V148H72V150H70V151H67L66 152V150H65V154H62V152H64L63 151V149H68L67 148V146H66V148L64 147L65 146V143L66 144H70V143H72L71 142V140H70V142H69V140L67 141V139H66V142L65 143H63V138L64 137H66V135H64ZM74 131V132H73ZM90 131L86 134V136L88 135V138H90V139H92L93 137V139H92V141L94 142V141H96V143H93V146L94 147H92V151H90V153L91 152H93L94 154H95V156H96V153H97V158H95L94 157V155H93V153H91L92 154V158L94 159V160H97V164L99 165L98 166V169H96V167H97V164H95L96 163V161H95V163L93 162V161H91V163L89 162L90 160H93L92 158H90L91 157V155H90V153H89V159H88V162H89V164L90 165H92L93 167H95V168H93V169H88V171H89V173L91 174H94L93 173V171L94 170H98V171H94L95 172V174L93 175V178H94V176L99 172V168H101L102 170H100L101 172H103L104 174H106V172H107V169H108V167H110V165L112 164V162H114L113 164H112V166L113 165H116L117 163H119L120 161H124L123 159L121 160V158H123V156H124V154H123V152L121 153L118 149H119V147H121V146H123V148H124V150L125 149H127V150H129V149H131V148H134V147H139V146H141V147H143L144 145H147V143H148V145H151V143L154 141V139L156 140V138L155 137H151L150 135V137L149 138H151L152 139V141H151V139H149L148 138V135H147V138H146V135L144 134H136V135H127V132H125V131H121L122 133H118V134H115V138H113V140H111V142H112V144L109 146V144L111 143L109 140H106L105 138H104V136H102L101 134H98V132H97V134L95 133V131L93 132L92 131V134L90 133ZM141 131V130H140ZM47 132H49V134L47 133ZM51 132V133H50ZM58 132H59V135H58ZM77 132V135H79L78 137H77V135L76 136H74L75 135V133ZM125 132V133H124ZM135 132V133H136ZM139 132V131H138ZM137 132V133H138ZM141 132H143V131H141ZM72 133H74V135L72 134ZM85 133V134H84ZM90 133V134H89ZM94 133V134H93ZM132 132H130V134H131ZM135 133H133V134H135ZM61 134V135H60ZM71 134V137H72V135H73V138H71L69 135ZM163 134V133H162ZM161 134V135H162ZM84 135V136H83ZM89 135H92V136H89ZM98 135V136H97ZM124 135H126V136H124ZM139 135H140V137L141 138H139ZM57 137V139H56V137ZM81 136H83L82 138H81ZM97 136V137H96ZM100 136H102V137H100ZM117 136H119V138L117 137ZM130 136H132V138H129ZM166 135H162L161 136V138H159V140L158 141H161L164 137H165ZM59 137H62V142H60V140H59ZM96 137V138H95ZM100 137V141H99V138ZM120 137H123L122 138V140H121V138ZM128 137V138H127ZM157 137V136H156ZM158 137H160V136H158ZM101 138H102V140H101ZM127 138V139H126ZM144 138H146V139H144ZM80 139H81V142H82V145H83V149H84V151H83V153H81L80 152V150H79V148H78V150H75V148H76V146H78L79 144L81 145V143H79V141H80ZM89 139V140H90ZM104 139V140H103ZM124 139H125V141H126V143H125V141H124ZM130 139V140H129ZM134 139L136 140V142L134 141ZM148 139V140H147ZM161 139V140H160ZM65 140V139H64ZM115 140H116V142H115ZM118 140V141H117ZM121 140V141H120ZM144 140V141H143ZM47 141V140H46ZM151 141V142H150ZM108 142H110V143H108ZM150 142V143H149ZM12 144H13V142H11ZM73 143H75L74 141H73ZM103 143H105V144H107L108 143V145H105L106 146V148L105 149H103L104 148V145H102ZM115 143V144H114ZM128 143V145H126ZM7 144V143H6ZM6 144H5V146H6ZM62 144L64 145V146H62ZM101 144V145H100ZM116 144H118V146L116 145ZM127 146H125V145ZM134 146H133V145ZM137 144H139V146L137 145ZM59 145H61V147H60V149H62V150H60L59 149ZM113 145V146H112ZM121 145V146H120ZM147 145V146H148ZM7 146H8V144H7ZM6 146V147H7ZM10 146V145H9ZM8 146V148H5L4 146H3V148L4 149H2L3 150V154H5V152H6V156L7 155H9V150H6L5 151V149H10L11 148V146L9 147ZM50 146H52V149H51V147ZM69 146V145H68ZM98 146V147H97ZM99 146H103V148H101L100 149V147ZM129 146V147H128ZM80 147V146H79ZM112 147V148H111ZM137 147H136V149H137ZM70 148V147H69ZM80 148H82V147H80ZM115 148H116V150H115ZM14 146H12V149H10L11 151L10 152H13L14 150ZM50 149H51V151H50ZM109 149H111L112 150V154L110 153V151L111 150H109ZM149 149V148H148ZM100 150V151H99ZM58 151H61L60 153L61 154H59V152ZM76 152L77 151V154L80 152L81 154H80V156H79V154L78 155H76V153H73V152ZM79 151V152H78ZM99 151V152H98ZM107 151H109V153L111 154H109ZM117 151V152H116ZM119 151V152H118ZM154 151V150H153ZM153 151L151 152V155H150V152L148 151V150H146V151H140L139 153H138V150H137V153L136 152H132V153H130V156H128L126 159H130V161H129V163L132 165V167H133V169H131L130 171H132V172H134V174H132V176H130V177H128L129 179H126V183H128L129 185H131V188H130V186L128 185V184H126L125 182V185L127 186H125L124 187V183H123V191L125 192V190L126 191H129V189H130V192L129 193H131V191H133V193H135L136 192V188H137V190H138V192L140 193L141 192V194H143V195H146V193H147V197H149V196H155V195H157L158 197H160V192H162L163 193V191H161V189L156 185V183H155V180L154 179H152L153 180V184L156 186V188H154L153 186L151 187V185H152V183L151 182H148L147 181V179H148V175H149V170H151V168H149V170L147 171V169L148 168H145V167H150V164H151V158H152V153H153ZM53 153V155H52V153ZM57 152V153H56ZM68 152L70 153V154H68ZM102 152V153H101ZM114 152V153H113ZM145 152H149V153H145ZM143 153L145 154V156L143 155ZM109 155L110 156V158H112V156L114 157V158H112V161L110 162V160L111 159H109L108 157H102V155ZM118 154V155H117ZM120 154V155H119ZM123 154V155H122ZM59 155H60V157L61 158H59ZM63 155V156H62ZM101 155V156H100ZM115 155H116V160H115ZM133 155V156H132ZM136 155V156H135ZM209 155H211V154H209ZM31 156V155H30ZM50 156V157H49ZM77 157V158H79L80 160V164H77V163H79V162H77L76 163V161L75 160H78L77 158H74V157ZM149 158H148V157ZM99 157H101V158H99ZM131 157H133V159L131 158ZM57 158H59L58 159V161H57ZM125 158V157H124ZM135 158V159H134ZM136 158H138V159H136ZM144 158H146V159H144ZM60 159H61V161H60ZM63 159H67L66 161H63ZM68 159H70V161L68 160ZM74 159V161H75V163L72 165V163L74 162V161H72ZM82 159V160H81ZM102 159V160H101ZM134 160V162L132 161V160ZM141 159V160H140ZM147 159H148V162H149V160H150V162H149V165L147 164ZM54 160V161H53ZM107 160V161H106ZM136 160V161H135ZM42 161V160H41ZM69 161V162H68ZM98 161H99V163H98ZM101 161V162H100ZM133 163H132V162ZM138 161H140V163L138 162ZM142 161H143V165H142ZM53 162H55V163H53ZM92 162H93V164H92ZM46 165H45V164ZM67 163L69 164L68 166L69 167H67ZM105 164V166H106V164L107 165H109V166H107V167H105L104 166V164ZM111 163V164H110ZM65 165V167H67V169L64 167V165ZM100 164L101 165H103L105 168H107V169H105L103 166L101 167L100 166ZM133 164H135V165H133ZM89 165V166H90ZM41 167H42V165H40ZM40 166H38L39 168H40V172L38 171V170H36V169H34V170H32V173H31V169L30 168H21V164H20V162H16L15 164H14V168L13 169H17L16 170V172L17 173H19V171H20V176H23V177H26L25 175H26V173H28V175H27V177H29V179H31V180H34V178H35V176H34V174H35V171H36V173L38 172V174L40 173H43V171L44 170H42L43 169V167L41 168ZM92 166H90L91 168H92ZM139 166L141 167V168H139ZM63 167H64V169H63ZM89 167V168H90ZM136 167V168H135ZM18 168H20V169H18ZM140 170H138V169ZM22 169H23V172H22ZM73 169V168H72ZM71 169V170H72ZM80 169H82V170H80ZM135 169V171H133ZM26 170V171H25ZM74 170V169H73ZM72 170V171H73ZM78 170H80V171H83V168H81V167H79V169ZM144 171L145 172V170H146V172L144 173V172H142V171ZM71 171V172H72ZM80 171L78 172V173H76V170H75V173H74V171L72 172V174H70V176H71V180H68V182H67V180H66V175H64V172H63V178H62V180L64 181L65 180V183H68L67 185L68 186H66V187H69L70 188V186H72L71 188L73 189V187H74V189L73 190H77V194H78V192L80 193V190H79V188H78V186L77 187H75V184L73 183V182H79L80 180H83L84 181V179L83 178H86V177H84V175L85 174H83V172H82V174L80 175L79 173H80ZM137 171V172H136ZM15 172V173H16ZM22 172V173H21ZM70 172V173H71ZM139 172H141V174L139 173ZM186 172V170L184 169L182 172H181V174H183V173H185ZM14 173V172H13ZM16 173V174H17ZM34 173V174H33ZM44 173H45V171H44ZM69 172H67V174H68ZM88 173V181H90V180H92V181H95V178L93 179V178H91L92 176L90 175ZM139 173V174H138ZM145 175H144V174ZM148 173V174H147ZM15 174V175H16ZM21 174H23V175H21ZM39 174V175H40ZM75 174V175H74ZM79 174V175H78ZM99 174V173H98ZM98 174H97V177H100V176H103L104 174H102L101 173V175L100 176H98ZM135 174L137 175L138 174V177H134L135 176ZM30 175V176H29ZM31 175H32V177H31ZM46 175V176H45ZM89 175H90V177H89ZM207 175H209V173H207ZM19 176V175H18ZM34 176V177H33ZM41 176V175H40ZM73 176H75V178L73 177ZM76 176H78L79 178H80V180L78 179V177H76ZM81 176H83V178L81 177ZM86 176H87V174H86ZM151 176V175H150ZM39 177V176H38ZM43 177H46V179L45 180H43L44 178ZM65 177V178H64ZM67 177L69 178V176L67 175ZM111 176H108L107 177V179L106 178H104V180L102 181V184L106 181L107 183H105V185H106V188H107V186L108 187H110V185H111V188H109V189H112V190H114V188L118 185V180H120V179H118V176H113V179L112 178H110ZM147 178V179H145V178ZM2 178V179H1ZM42 178V179H41ZM78 180H77V179ZM91 178V179H90ZM137 179L138 181H136L135 179ZM153 178V177H152ZM209 178H210V175L209 176H205V175H201L200 176V179H199V183L201 184V185H204V186H207L208 185V183H209ZM38 179H41V180H43L44 181V183H46V182H49L50 184H53V186L52 185H50V184H48L47 183V185H49V189H48V191L47 192H51L52 191V196H50L51 194H49L48 195V198L49 197H53V195H55L56 196V194L57 193H61V192H58V189H59V182L60 181H57V183H59L58 184V186L56 185V182H55V179L53 180L52 179V176H51V182H50V178H49V181H48V176H47V174H44V176L42 175L40 178H38ZM106 179V180H105ZM115 179H117V181L115 180ZM3 180V177H2V174H1V176H0V188L2 187V185L4 186V182L2 181ZM52 180H53V182H55V183H53L52 182ZM111 180H113V181H111ZM130 180V181H129ZM146 181V183L144 182V181ZM3 183H2V182ZM46 181V182H45ZM69 181H71L72 183H69ZM82 181V182H83ZM115 181H116V183H115ZM123 181H125V179L123 180ZM133 181V183H134V185H135V187L136 188H134V185H133V183H131L130 184V182H132ZM78 182L76 183V184H78ZM85 182H86V180H85ZM144 182V183H143ZM2 183V184H1ZM81 183V182H80ZM143 183V184H142ZM54 184L58 187V189H57V193L56 192H54V191H56V189H53L54 188ZM149 184H151V185H149ZM79 185V184H78ZM114 185V186H113ZM116 185V186H115ZM133 185V186H132ZM147 185L149 186L148 187V190L146 189L147 188ZM103 186H104V184H103ZM113 186V187H112ZM141 186H145L144 188L142 187L141 189V191L138 189V188H140ZM50 187H53L51 190H50ZM57 187H55V188H57ZM65 186H63V188H61V190L60 191H66V187L64 188ZM79 187H80V185H79ZM102 187V186H101ZM105 187V186H104ZM121 186L119 185V187H116V188H120ZM3 188V187H2ZM77 188V189H76ZM153 188V189H152ZM23 188H21L19 191H17L18 193H17V198L18 199H16V201L14 202V203H12V204H14V206H11L13 209H8L6 212H3V213H1L0 212V237H2L3 235H6V234H8L9 233V235H11L12 236V233H14L13 234V237L16 235V233L17 234H21V237L22 238H25V237H27L28 235H30V236H32V237H30L29 236V239H27V241L29 242V244H31V243H34L36 240H43L44 242H47V244H45V246L43 247V250H48V249H50L49 250V253L55 248V242H56V237H55V234H58V236L60 237V236H67V237H69L70 235H71V233H72V231H76L77 233H83V229H82V227L80 228V230L82 231H80V230H78L77 229V225H73L74 224V222L73 221H69V220H67L66 222H64V218H62V216H64L63 214H58V213H56V214H54V215H49V216H45V217H42V218H33V223L32 224H29L28 222H25V219H26V216L23 214L22 216L21 215H19V214H17V209L18 208H23L27 203H29V198H28V194H25V195H23V194H21L22 192H25V187H24V191L22 190ZM125 189V190H124ZM135 189V190H134ZM144 189V190H143ZM155 189V190H154ZM21 190H22V192H21ZM99 190H101V192H102V189H99ZM160 190V191H159ZM67 191H68V189H67ZM146 191V192H145ZM21 192V193H20ZM53 192H54V194H53ZM74 192V191H73ZM100 192V191H99ZM101 192H100V195H102L101 194ZM150 192V193H149ZM12 193H14V192H12ZM56 193V194H55ZM15 194V193H14ZM19 194V195H18ZM104 194V193H103ZM140 194V197H142L143 195H141ZM164 194V193H163ZM199 194V193H198ZM7 196V193L6 194H4V193H2L1 191H0V196L1 197H3V196ZM16 195V194H15ZM42 195H44V196H42ZM41 196H42V198L43 197H45V199H46V197H47V194H45V193H43ZM216 196H218V197H216V200L215 201H217V202H214L213 203V206H212V208H209L208 206H205L204 205V202L205 201H208V199L211 201V194H209V195H207L208 197H206L207 199H203V200H200L199 198L197 199V201L202 205V207H204L207 211H209L210 213H211V211H212V213H216L217 212V210L219 209V206L221 205V202H223V199H219V198H221L219 195L220 194H215ZM12 196V195H11ZM40 196V197H41ZM64 196H65V194H64ZM75 197L76 196V199L78 198V196H79V194H78V196L76 195V194H74V195H70L69 196V198L68 197H66V198H64L65 199V201H66V199L69 201V199L71 198L72 199V197ZM146 196H144L145 198H147ZM157 196H155L154 198H156ZM163 196H165V195H163ZM194 196V195H193ZM14 197H11V200L12 201H14L15 199H13ZM103 198V197H102ZM109 198V197H108ZM45 199L43 200V201H45ZM107 199V198H106ZM106 199H104L105 200V202H107V200ZM10 200V201H11ZM47 200H49L48 202H49V204H47ZM104 200L102 201V200H100V203L102 204H104L106 207H107V205L109 204V203H104ZM110 204H109V206H110V208L109 207H107V208H109L108 209V211H107V209H106V212L105 213H107V214H104L106 217H99V216H97V222H96V219H95V221H94V223H93V225L92 226H90L91 227V229H92V227H93V230L95 229V231L96 232H93V230H91L90 229V227L87 229V232H84V234H87V233H91V231L93 232V234H92V238H91V240H96L97 239V234H98V232H100V233H104L106 230H105V228H106V225H108L107 226V228H108V230H110V231H112L113 230V228H114V226H115V228L117 229L118 228V230L120 231H122L123 230V232H121L122 233V236H125V237H122L121 236V238L120 237H118V241H120V239H122L123 238V240H121L122 242H125V239L127 238V237H130L131 236V234H132V236H131V239H129L130 241H132V242H128V239L126 240L127 241V243L128 244H131L132 245V243L133 242H135L134 241V236H133V234L134 233H132V227H134V226H139V221H140V217L138 218V211L137 212H135L136 210H131L130 211V209H129V212H130V214H132V215H130V216H132V217H130V216H127L126 218H128V221H126L127 223H124L123 224V220L121 221V218H120V216H118V218H117V216L116 215H114V214H116L117 213V215L119 214L118 212H117V210H116V208H113L114 210H116V211H114L113 213L114 214H112V215H114V216H112V215H109V214H111V212H112V210H111V205H112V202L115 200V202H113L114 203V205L116 204V205H118L117 203H118V199H117V197H115V198H113V199H111L110 198ZM7 200H5L4 202H3V205H5L6 206V202ZM9 201V200H8ZM7 201V202H8ZM10 201H9V203H7V204H9V207H10ZM11 201V202H12ZM42 201V202H43ZM71 201V200H70ZM46 202V203H45ZM44 203L45 204H47V205H51L52 204V201H51V199L49 198V199H46V201H45ZM50 202H51V204H50ZM136 203H138V201H135ZM134 202V203H135ZM5 203V204H4ZM103 204H102V207H104L103 206ZM3 205H0V209H1V207L3 206ZM114 206V207H117V206ZM125 205H127V203H125ZM131 205L132 204H129L128 205V207H130L131 208ZM101 206V205H100ZM124 206V204L122 205V207ZM10 207V208H11ZM101 207V208H102ZM106 207H104V208H102V209H100V210H104ZM113 207V206H112ZM7 208H8V206H7ZM118 208H119V206H118ZM121 208V207H120ZM125 208H126V206H125ZM217 208V209H216ZM3 209V208H2ZM4 210V209H3ZM123 210V209H122ZM5 211V210H4ZM100 212V211H99ZM49 214H51V213H49ZM97 215H98V213H97ZM102 215V214H101ZM136 218H135V217ZM109 217V218H108ZM117 219H116V218ZM100 218V219H99ZM129 218H130V221H131V219H132V221L130 222L129 221ZM103 219V221L101 222V220ZM107 219H109V221H110V219H111V221H110V223L112 224H110V223H108V222H106V220ZM113 219H115V220H113ZM45 221V222H47V223H49L50 224V226L52 227V229H53V232L52 231H47V232H45V229H43V228H40L39 227V221ZM105 220V221H104ZM69 221V222H68ZM113 221L114 222H118V223H120L119 225H120V227H119V225H117V227H116V225H114V223H113ZM68 223V224H67ZM69 223H71V224H69ZM96 223V224H95ZM117 223V224H118ZM131 225H130V224ZM137 223V224H136ZM77 224V223H76ZM95 224V225H94ZM103 224V225H102ZM111 225V229H109L110 228V225ZM116 224V223H115ZM127 224V225H126ZM68 225V226H67ZM98 225H101V227L100 226H98ZM95 226V227H94ZM100 227V229L98 228V227ZM68 227V228H67ZM70 227H74V228H76L77 230H74V228H70ZM120 228V229H119ZM122 228V229H121ZM124 228V229H123ZM126 228H129V230H131V231H129L128 229H126ZM126 229V230H125ZM100 230V231H99ZM107 230V231H108ZM115 230V229H114ZM113 230V231H114ZM79 231V232H78ZM84 231H86V229L84 230ZM105 232V236H104V234H101V236H102V238H103V240H101L100 241V239H99V234H98V239L95 241L97 244H99V246L101 247V248H103V246L104 245H100V243L99 242H102V241H104V238L105 237H107V233L108 232ZM119 231H115L114 233H116L117 232V236H118V233L120 234V232ZM127 231V233H125ZM129 231V232H128ZM10 232H12L11 234H10ZM94 233H96V235L94 234ZM113 233V232H112ZM104 236V237H103ZM108 236H111V234H108ZM112 236H113V234H112ZM114 236H115V234H114ZM113 236V237H114ZM95 237H96V239H95ZM139 238H137V239H139V240H141V236L139 235L138 236ZM101 238V239H102ZM112 238V237H111ZM137 239H135V240H137ZM109 240H111L112 242H114V239L112 238V239H109V237H107V239L105 240V246H106V242H110ZM115 240H117V238L115 239ZM139 240H137L138 242H139ZM118 241H116L117 243H116V245L117 244H119V242ZM112 242H110V244H112ZM122 242H120V243H122ZM127 243H125V247H124V245L123 244H121V245H123V247L126 249V248H130V246L131 245H127ZM120 244H119V246L118 247H121L122 248V246H121ZM129 246V247H128ZM107 247V248H106ZM105 247V250H107L109 247V250L112 248V247H115V246H113L112 245V247L111 246H109L108 244H107V246ZM117 247V246H116ZM124 248H122L123 250H125ZM211 248V247H210ZM104 249V248H103ZM209 249V248H208ZM217 250V252L223 257L224 256V258H226V259H230V260H233V259H231L230 258V256H228V255H225L223 252H221L220 251V249H216ZM116 251H117V248H116ZM145 251H146V248H145ZM149 251V249L147 248V251L146 252H148ZM205 252V251H204ZM123 255H125V254H123ZM123 255H121V256H119L120 258H124V256ZM18 256V255H17ZM19 256H22V254L20 255L19 254ZM18 256V262L20 263V264H36L35 262H33V261H25L26 259H24V258H21V260H19V257ZM128 256V255H127ZM126 255H125V258H128ZM22 257H24V255L22 256ZM118 257V256H117ZM198 257V256H197ZM16 258L17 257H15V260H16ZM51 258H52V255L50 256V261H51ZM196 258V257H195ZM8 259V258H7ZM24 259V260H23ZM10 260V261H9ZM5 261H6V259H5ZM5 261H3V262H1V264H12L11 263V259H8L7 260V262L5 263ZM9 261V262H8ZM12 261H14V258L12 259ZM22 263H21V262ZM24 261V262H23ZM48 262L46 261V259H43L42 261H40L38 264H47ZM259 263H262V264H264V261H262V262H259ZM103 264H106V263H103ZM121 264H125V263H121Z\"/></svg>",
  "mask_w": 264,
  "mask_h": 264
}]
</instances>
